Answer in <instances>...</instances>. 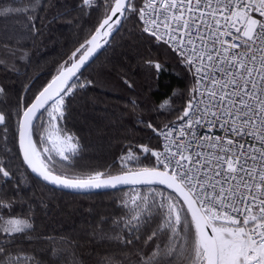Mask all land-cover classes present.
<instances>
[{
	"label": "snow or ice",
	"instance_id": "1",
	"mask_svg": "<svg viewBox=\"0 0 264 264\" xmlns=\"http://www.w3.org/2000/svg\"><path fill=\"white\" fill-rule=\"evenodd\" d=\"M43 7L0 0V18H24L22 31L5 25L6 46L43 36ZM72 10L94 22L77 30L44 79L29 78L22 90L0 83V264H121L78 258L75 246L54 248L48 261L25 252L18 241L36 232L35 211L15 205L21 184L33 182L81 193L129 189L117 200L128 211L112 226L103 218L90 225L93 238L127 249L122 264H264V0H76ZM122 30L128 51L108 71L134 87L128 64L140 61L158 89L171 88L145 110L164 119L137 116L146 135L124 137L107 166L78 171L71 101L97 83L85 72ZM19 58L30 61L29 50ZM169 69L182 88L161 85Z\"/></svg>",
	"mask_w": 264,
	"mask_h": 264
},
{
	"label": "trees",
	"instance_id": "2",
	"mask_svg": "<svg viewBox=\"0 0 264 264\" xmlns=\"http://www.w3.org/2000/svg\"><path fill=\"white\" fill-rule=\"evenodd\" d=\"M74 2L76 0H41L44 7L38 13L41 19L37 20L36 24L44 26V33L35 41L31 37H24L19 43L13 40L6 46L0 39L1 50L20 51V48L24 47L29 50L31 56V60H27L23 68H17L18 71L0 66V83L10 87L15 85L16 89L22 90V83L27 82L29 78L39 76L40 79H44V73L52 62L57 60L67 47H71L77 30L81 26L86 29L94 22V16L91 19L86 16L79 17L78 13L72 10ZM100 2L103 3V0ZM23 19L17 17L5 21L0 18V37H3L5 25L9 32L24 30L23 24L18 22ZM129 26L126 25V28ZM127 39L126 30L116 34L113 45L90 65L89 71L85 72L86 76L90 73L91 78L97 83L89 86L88 90L78 93L71 101V115L67 126L80 140L79 152L75 159L78 171L107 166L120 155L121 148L125 145L124 137H135L138 140L141 135H146L138 130L143 126L136 123L137 116L151 115L157 122L164 119L155 111L145 110L151 109L154 103L159 104L161 93H170L171 88L158 89L154 81L149 80L143 70L137 67L140 61L133 60L128 64L136 73L135 75L132 71L128 73L130 79L135 81L134 87L124 83L117 75L118 69L111 73L108 71L111 63L123 60L120 53L128 51L125 44ZM142 54L148 55L146 51ZM151 54L155 55V52ZM160 83L179 85V88H182L185 82L169 69L160 78ZM133 101L138 107H133ZM20 188L23 202H17L15 210L28 212L31 205L35 211L36 232L32 233L31 237L24 236L18 241L25 252L37 259L48 261L54 259V248L75 246L78 258L106 260L111 257L122 264L127 249L118 247L115 240L101 236L93 238L90 225H95L103 218L107 221L105 228L112 226L114 219L108 218V215L112 214V217L116 218L126 212V209L117 202L124 191L75 195L35 182L31 186L21 184ZM84 229L88 230V236L84 235ZM37 235L40 237L39 240L36 239ZM68 259L70 261L71 258Z\"/></svg>",
	"mask_w": 264,
	"mask_h": 264
},
{
	"label": "rangeland",
	"instance_id": "3",
	"mask_svg": "<svg viewBox=\"0 0 264 264\" xmlns=\"http://www.w3.org/2000/svg\"><path fill=\"white\" fill-rule=\"evenodd\" d=\"M14 53H15V55H14ZM19 57H20V51L19 50H1L0 49V66H2L3 68H6V69L8 68L9 70H15L17 68H23V66L27 62V59L21 60ZM11 65H15V67H12ZM169 119H171V118H169ZM122 191H130V190L127 189V190H122ZM122 195H123V192L120 195V197ZM127 211H128V209H126V212ZM108 218L115 219L112 217V214H109Z\"/></svg>",
	"mask_w": 264,
	"mask_h": 264
},
{
	"label": "water",
	"instance_id": "4",
	"mask_svg": "<svg viewBox=\"0 0 264 264\" xmlns=\"http://www.w3.org/2000/svg\"><path fill=\"white\" fill-rule=\"evenodd\" d=\"M94 62V61H93ZM48 187H51L52 189H55L57 191H61V192H64V193H69V194H75V195H89V194H101V193H108V192H113L111 190L109 191H104V190H92L91 193H88V192H77V191H74V190H67V189H60V188H57L55 186H48ZM123 190H127V188L123 189ZM122 191V190H121ZM116 192V191H115Z\"/></svg>",
	"mask_w": 264,
	"mask_h": 264
}]
</instances>
